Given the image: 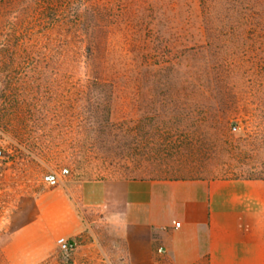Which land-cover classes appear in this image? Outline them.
Returning a JSON list of instances; mask_svg holds the SVG:
<instances>
[{
    "label": "rangeland",
    "instance_id": "rangeland-1",
    "mask_svg": "<svg viewBox=\"0 0 264 264\" xmlns=\"http://www.w3.org/2000/svg\"><path fill=\"white\" fill-rule=\"evenodd\" d=\"M0 150V264L54 187L85 230L34 264H128L82 181L264 179V0H0Z\"/></svg>",
    "mask_w": 264,
    "mask_h": 264
},
{
    "label": "crops",
    "instance_id": "crops-1",
    "mask_svg": "<svg viewBox=\"0 0 264 264\" xmlns=\"http://www.w3.org/2000/svg\"><path fill=\"white\" fill-rule=\"evenodd\" d=\"M80 200L114 211L128 264H264L263 178L84 180ZM21 218L22 264L51 255L60 236L78 248L85 230L61 187L29 200Z\"/></svg>",
    "mask_w": 264,
    "mask_h": 264
},
{
    "label": "built area",
    "instance_id": "built-area-1",
    "mask_svg": "<svg viewBox=\"0 0 264 264\" xmlns=\"http://www.w3.org/2000/svg\"><path fill=\"white\" fill-rule=\"evenodd\" d=\"M1 154H2V151L0 150V155ZM177 224L179 225L180 223H177ZM57 245L59 246L61 251H63L66 254H69L77 248L78 243L74 240H70L69 238L65 236H60L57 239ZM159 251H162V250L159 249Z\"/></svg>",
    "mask_w": 264,
    "mask_h": 264
}]
</instances>
